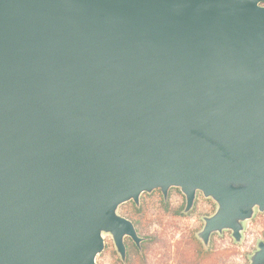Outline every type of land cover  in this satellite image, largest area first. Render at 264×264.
Returning a JSON list of instances; mask_svg holds the SVG:
<instances>
[{
  "label": "water",
  "instance_id": "obj_1",
  "mask_svg": "<svg viewBox=\"0 0 264 264\" xmlns=\"http://www.w3.org/2000/svg\"><path fill=\"white\" fill-rule=\"evenodd\" d=\"M172 187L204 250L264 212V0H0V264L125 262Z\"/></svg>",
  "mask_w": 264,
  "mask_h": 264
},
{
  "label": "rangeland",
  "instance_id": "obj_2",
  "mask_svg": "<svg viewBox=\"0 0 264 264\" xmlns=\"http://www.w3.org/2000/svg\"><path fill=\"white\" fill-rule=\"evenodd\" d=\"M155 190L151 193H142L138 206L128 201L118 208L119 214L136 223L139 235L146 238L144 241H151L154 234L170 239L169 250H165V247L159 243L147 245L146 253L150 260L159 259L164 262L168 259V264H177L190 256L196 241L203 252L211 250L212 254L216 253L217 264H222V262L248 264V255L255 248L256 241L264 239L263 212L256 213L246 222L240 243H234L229 231H224L222 235L213 234L208 249L204 250L195 233L203 224L201 216L211 214L215 209V203L197 194L193 208L183 213L185 200L178 188H170L165 200L161 192L158 189ZM176 211L180 214H175ZM127 239L129 238H125ZM139 252L143 254V249ZM202 259L203 264H211L212 259L208 255H202ZM96 262L97 264H120L122 262L109 235L105 236V248L96 257Z\"/></svg>",
  "mask_w": 264,
  "mask_h": 264
},
{
  "label": "trees",
  "instance_id": "obj_3",
  "mask_svg": "<svg viewBox=\"0 0 264 264\" xmlns=\"http://www.w3.org/2000/svg\"><path fill=\"white\" fill-rule=\"evenodd\" d=\"M175 214H180V212L176 211ZM156 243H159L160 245L165 247V250H169L170 248V239L165 236H158L156 234L152 236L151 241L142 242L143 254H140L138 248L130 239L125 240L127 256H126L125 262L124 263L120 262V264H168V259L163 262L159 259L150 260V258L147 257V253H146L147 245L156 244ZM195 244L196 245L193 247L192 252L190 253V256L183 259L181 262L177 264H203L202 255H208L212 259L211 264H217L216 259H215L216 253L212 254L211 250L207 252H203L200 248V245L196 241H195ZM135 257H137V259ZM222 264H233V263L232 262L231 263L222 262Z\"/></svg>",
  "mask_w": 264,
  "mask_h": 264
},
{
  "label": "flooded vegetation",
  "instance_id": "obj_4",
  "mask_svg": "<svg viewBox=\"0 0 264 264\" xmlns=\"http://www.w3.org/2000/svg\"><path fill=\"white\" fill-rule=\"evenodd\" d=\"M155 191H156V190H155ZM158 191L160 192V190H158ZM169 191H170V190H169ZM169 191H168V192H169Z\"/></svg>",
  "mask_w": 264,
  "mask_h": 264
}]
</instances>
